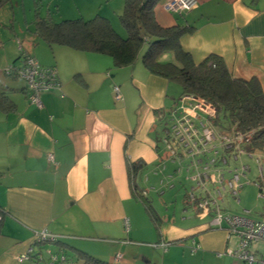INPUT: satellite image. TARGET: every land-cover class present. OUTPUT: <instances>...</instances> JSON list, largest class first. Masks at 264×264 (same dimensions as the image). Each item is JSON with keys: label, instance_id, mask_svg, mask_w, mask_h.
I'll return each instance as SVG.
<instances>
[{"label": "crops", "instance_id": "1", "mask_svg": "<svg viewBox=\"0 0 264 264\" xmlns=\"http://www.w3.org/2000/svg\"><path fill=\"white\" fill-rule=\"evenodd\" d=\"M98 1L91 15L111 22L122 12L124 0ZM166 1L155 5V19L163 27H194L180 44L195 63L220 56L233 77H255L264 89V0H197L183 13L167 10ZM31 33L40 40L34 48L18 37L19 51L9 55L0 47V93L12 105L0 107V264H46V249L58 245L34 243V232L43 229L59 237L74 264L80 251L110 264H240L220 254L237 237L209 227V217L157 214L155 225L134 196L128 163H143L135 177L141 191L137 175L164 156L157 139L180 96L175 82L150 73L140 59L116 67L105 54L48 44ZM22 48L57 70L60 86L40 93L41 107L22 78L4 72L22 64ZM252 246L264 254V241ZM31 247L41 259L19 262Z\"/></svg>", "mask_w": 264, "mask_h": 264}, {"label": "trees", "instance_id": "2", "mask_svg": "<svg viewBox=\"0 0 264 264\" xmlns=\"http://www.w3.org/2000/svg\"><path fill=\"white\" fill-rule=\"evenodd\" d=\"M6 1L0 0V8ZM159 1L124 0L118 18L126 31L125 37L115 31L107 17L101 15L53 21L50 15L41 16L38 11L33 19V32L48 44H61L79 51L105 54L116 67L130 65L140 59L150 73L179 84L180 96L190 94L211 102L217 109V118L211 119L217 130L232 129L242 133L247 140L243 146L245 150L261 147L264 144V89L259 81L255 77H233L221 57L214 54L195 63L190 53L180 44V37L194 27L161 26L153 11ZM166 53H171L172 59L163 60ZM11 106L6 96L0 93V107L9 109ZM159 138L157 143L161 145ZM142 165L140 160L128 163L130 180L135 198L143 203L148 216L156 225L159 224V217L155 209L144 193L135 187V177ZM187 191L185 190V208L182 211L194 212L191 205L187 204ZM3 213L4 209L0 207V221ZM58 238L34 243H54L73 261L63 245H59ZM77 259L81 264H110L81 251L78 252Z\"/></svg>", "mask_w": 264, "mask_h": 264}, {"label": "built area", "instance_id": "3", "mask_svg": "<svg viewBox=\"0 0 264 264\" xmlns=\"http://www.w3.org/2000/svg\"><path fill=\"white\" fill-rule=\"evenodd\" d=\"M197 0H167L165 8L171 12L183 13L192 10ZM18 47L21 49L18 41ZM22 64H9L4 69L6 74L23 78L29 98L38 107L42 106L40 93L45 90L59 88V78L54 66L42 65L32 55L22 51ZM115 99H120L118 86H113ZM217 109L202 97L190 94L181 95L166 114L163 123L162 135L159 142L168 156L165 160L171 163L184 164L189 175L186 179L194 182L187 191V204H190L194 213L209 217V227L224 228L228 235H235L237 242L234 247H226L220 254L236 259L240 264H264V254L258 255L252 244L264 241V219H254L248 216L249 211L243 213H228L224 208V197L229 194L238 200V190L246 177L247 166L231 167V162L242 153H251L245 150L247 141L242 133L232 129L217 130L211 119L217 118ZM49 159L52 156L49 155ZM162 160L157 166L165 168ZM260 162V160L258 159ZM261 169L262 166L259 165ZM180 167L177 171H180ZM176 171V169H175ZM170 177V175H168ZM255 183L260 195L264 198V174L259 171ZM127 225V221L125 220ZM35 242L54 240L58 236L46 230L34 232ZM198 245L192 246L195 251ZM32 247L17 257L19 262L31 259L34 255ZM48 255L47 264H74L62 250L45 251ZM116 258L119 254L115 255Z\"/></svg>", "mask_w": 264, "mask_h": 264}, {"label": "rangeland", "instance_id": "4", "mask_svg": "<svg viewBox=\"0 0 264 264\" xmlns=\"http://www.w3.org/2000/svg\"><path fill=\"white\" fill-rule=\"evenodd\" d=\"M35 2L38 3L35 4ZM93 6L99 7V1L7 0L0 8V47L5 46L9 50V55L18 50L19 40L24 48H34L36 46L34 42L40 41L31 33L34 27L33 19L36 11L41 16L48 14L53 21H60L65 18H76L79 16L91 18L94 16L91 15L94 14L91 13ZM102 7L103 9H107L104 5ZM111 16L112 27L117 33L125 37L126 33L119 23L118 15ZM17 37L19 40H16ZM22 50L26 51L23 48ZM162 59H172L171 53L164 54ZM174 85L177 89H180L179 84L175 83ZM158 131L160 132V128ZM160 135H162V132H160ZM159 149L161 153L164 152V156H161L158 164L168 156V153L164 151L162 145H159ZM164 164V169L157 165L145 168L137 175L136 183L142 193L149 199L159 216H166L167 219H172V217L181 219L182 216L187 218L190 213L182 212L183 208H185L184 195L185 190H188L191 185H194V182L186 179L189 173L186 172L184 164H174L168 160H165ZM230 164L231 167H226V170L234 168L235 166L246 165L247 173L246 177L242 179L244 181L243 186L238 190V200L227 194L224 198V208L235 214L243 213L247 209L250 218L264 219V198L260 195L258 185L254 182L258 180L257 177L260 170L264 174V144L259 148L253 149L251 153L240 154ZM259 165L262 166L261 169ZM178 167L181 168L179 172L177 171ZM185 222L190 223L188 219ZM43 256L44 254L42 253ZM46 258L43 257L41 262L47 264ZM76 264L81 263L77 262Z\"/></svg>", "mask_w": 264, "mask_h": 264}]
</instances>
